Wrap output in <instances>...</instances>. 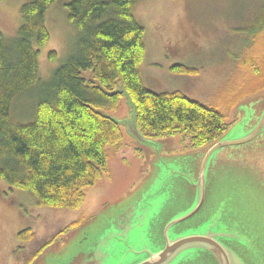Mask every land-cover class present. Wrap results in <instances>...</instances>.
<instances>
[{
  "label": "rangeland",
  "instance_id": "1",
  "mask_svg": "<svg viewBox=\"0 0 264 264\" xmlns=\"http://www.w3.org/2000/svg\"><path fill=\"white\" fill-rule=\"evenodd\" d=\"M28 1H0V30L8 38L17 36L21 7ZM68 2L56 0L47 12L51 37L39 47L42 79L51 77L74 50L78 30L68 19ZM134 13L145 27L140 70L147 87L181 91L223 112L228 128L219 140L243 139L259 127L264 111L257 109L264 99L259 106L253 100L264 95V0H139ZM176 64L198 72L173 71ZM120 90L119 102L104 111L124 120L131 118L132 107ZM34 108L35 96L28 92L16 99L12 116L30 121ZM120 128L119 143L107 148L108 170L85 189L77 208L40 204L33 193L0 178V264L28 263L27 247L37 239L39 244L51 240L50 246L40 255L32 253L28 264H70L81 252H97L99 264H137L164 245L158 240L159 225L196 209L180 226L201 233L209 222L233 234L226 243L246 264H264V128L250 141L215 150L204 172L210 143L195 146L176 134L147 138L153 140L147 145L126 124ZM210 176L213 193L205 197ZM25 229L34 231V241H20L18 233ZM187 257L192 256L184 261Z\"/></svg>",
  "mask_w": 264,
  "mask_h": 264
},
{
  "label": "trees",
  "instance_id": "2",
  "mask_svg": "<svg viewBox=\"0 0 264 264\" xmlns=\"http://www.w3.org/2000/svg\"><path fill=\"white\" fill-rule=\"evenodd\" d=\"M55 1L24 3L16 37L0 30V178L8 185L43 205L81 206L85 189L109 168L108 146L120 140V123L104 111L119 102L120 88L136 104L146 138L184 134L201 146L223 134L227 119L216 107L146 86L140 70L145 27L134 13L139 0H69L68 19L78 30L74 50L42 79L39 47L50 40L47 12ZM171 69L198 72L183 64ZM28 92L35 96L33 119L16 121L13 105ZM33 236L31 229L19 234L22 240Z\"/></svg>",
  "mask_w": 264,
  "mask_h": 264
},
{
  "label": "flooded vegetation",
  "instance_id": "3",
  "mask_svg": "<svg viewBox=\"0 0 264 264\" xmlns=\"http://www.w3.org/2000/svg\"><path fill=\"white\" fill-rule=\"evenodd\" d=\"M264 95H261L259 97L254 98V104H259L263 103V99L264 97H262ZM264 111V106L261 108V110L257 109L258 113H262ZM237 114V113H236ZM227 127V126H226ZM228 128V127H227ZM226 128V129H227ZM225 129V130H226ZM224 133V132H223ZM264 136V135H263ZM220 138H218L216 141H212L210 142L212 147L214 145V142H217ZM264 139L261 141L263 142ZM209 147V149H210ZM213 176H210V178H207L208 181H206V189H205V197H211L212 193H213V184H214V180L212 179ZM196 210H194L192 213H190L189 215L177 218L175 220H170L167 223H164L162 226H158L157 229V236H158V240L160 242V244H163L161 247H159L158 249L155 250H151L152 253L148 254L147 256L144 257V260L138 262L137 264H140L143 261L149 260L153 255L155 254H161V252H163L168 246L174 244L175 242H177V240L185 238V237H189V236H199V237H204V241H199L190 245H186L187 247L179 250L178 252H175L170 258H168L167 261H165L163 264H193L195 261H197L196 264H225V255L229 256L230 258H232L233 264H242L243 259L241 256H239L236 248L233 245H230L229 243L227 244V237H233L230 236L232 233L231 232H226L224 231V229H220V230H216L213 229L212 224H210L209 222L206 223V225L202 228L201 233L199 232H189V230H187L186 226H180L181 222L186 220V218H188L189 216H191L194 212H196ZM167 226V228H166ZM24 227V226H23ZM30 228V227H29ZM166 229V230H165ZM23 231V230H21ZM33 231V230H32ZM172 231V233H171ZM16 232V231H15ZM34 233V231H33ZM164 233L166 238L164 237ZM175 234L174 237H172L171 234ZM231 233V234H230ZM19 234L20 231L18 233V238H19ZM36 237V234L34 233V236L32 239L30 240H22L20 239V241H34V239ZM51 240H46V241H39L38 239L36 241H34L29 247H27V249L29 250V255H28V263L32 259V253H34V255H36V253L39 252V255L45 251L49 246H50ZM37 244H39L40 246L37 247ZM188 248H191V250L187 251L184 255H182L181 257H178V254ZM143 249H139V251H142ZM226 252V254H225ZM97 256V252H94ZM185 256H192V257H187V260L184 261V257ZM235 256L240 257L238 260ZM178 257V258H177ZM176 258V259H175ZM23 260V258H21ZM19 259L17 262L21 263L22 260ZM14 260V259H13ZM98 260H99V256H98ZM24 260H23V264H24ZM25 263V264H28Z\"/></svg>",
  "mask_w": 264,
  "mask_h": 264
},
{
  "label": "water",
  "instance_id": "4",
  "mask_svg": "<svg viewBox=\"0 0 264 264\" xmlns=\"http://www.w3.org/2000/svg\"><path fill=\"white\" fill-rule=\"evenodd\" d=\"M126 95L129 97V102L131 104L132 110H131V118L120 120L116 119L119 123H124L128 126V130L131 133V135L138 140L140 143L143 144H152L151 139H147L139 130L138 123H137V107L136 104L132 101L130 95L126 90ZM264 128V120L262 123L255 129L253 133H251L249 136H246L243 139L239 140H228L223 138V140H219L214 143V145L210 148V150L207 152L206 160L203 165V172L204 167L206 165V161L209 158V156L218 148L224 147L225 145H234L238 143H245L246 141H250L255 138L256 135H258ZM202 172V180L204 179ZM231 234V233H230ZM231 234L230 236H232ZM199 241H204V237L199 236H189L182 239L177 240L174 244L168 246L161 254H155L153 255L149 260L143 261L140 264H163L165 261L168 260L175 252H178L179 250L187 247L186 245H190ZM226 254V252H225ZM238 260H240V257L235 256ZM264 261V256H262ZM233 259L230 258L228 255H225V264H233ZM241 262V260H240ZM70 264H99L98 256L94 252H81L80 254H77L74 256L73 261ZM223 264V263H222ZM242 264H246L245 262H242Z\"/></svg>",
  "mask_w": 264,
  "mask_h": 264
}]
</instances>
